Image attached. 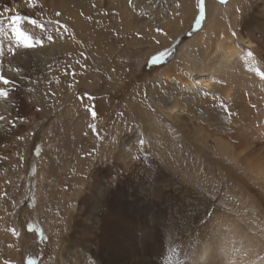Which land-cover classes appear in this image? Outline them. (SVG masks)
I'll return each instance as SVG.
<instances>
[{"label": "rangeland", "instance_id": "374dc122", "mask_svg": "<svg viewBox=\"0 0 264 264\" xmlns=\"http://www.w3.org/2000/svg\"><path fill=\"white\" fill-rule=\"evenodd\" d=\"M79 1L86 4L83 12L71 4L68 13L52 0H0V35L12 45L10 65L0 69L10 81H0L7 93L0 96V264H61L57 250L64 241L75 252L72 263L78 254L86 264H105L101 252L109 248L114 264H143L148 258L151 264H212L219 255L235 253L237 262H221L264 264V183L245 167L252 161L230 159L240 151L222 127L210 126L214 120L184 115L183 129L166 122L149 101L156 75L182 62V50L194 53L201 31L219 40L218 29L206 22L220 11L234 13L232 26L240 36L233 34L227 44L239 50L240 37H247L259 51H241L239 66L218 85L238 89L244 111L261 114L246 130L247 150L263 162L264 0H220L216 10L212 0L210 14L206 0H192L188 16L181 14V0H143L139 11L132 0H124L125 9L119 0ZM172 1L178 6L174 13L157 7ZM128 10L136 16L132 27L123 18ZM14 17H21L19 28L30 47L13 33ZM161 52L164 59L152 64ZM188 62L193 73L203 64L195 55ZM138 105L148 112L135 114ZM233 108L228 115L237 118ZM115 146L129 155L123 163L111 153ZM253 163L255 171L260 162ZM92 179L107 184L96 189ZM245 234L251 243L241 238ZM207 240L210 261L203 255Z\"/></svg>", "mask_w": 264, "mask_h": 264}, {"label": "bare ground", "instance_id": "6f19581e", "mask_svg": "<svg viewBox=\"0 0 264 264\" xmlns=\"http://www.w3.org/2000/svg\"><path fill=\"white\" fill-rule=\"evenodd\" d=\"M52 1L55 2L53 4L54 8H57V9L65 8L66 11H68V13L72 11L71 4H77L75 6V11H78V12L79 11L83 12V9L86 8V4H85L84 1H82V2L79 1V0H52ZM142 1L143 0H132V2H134V8L138 9L137 11H139V9H140L139 7H140V4H141ZM191 1L192 0H181L182 6L180 7V11H181L182 15L185 14L186 16H188V14L191 13V5H190ZM219 1L220 0H217L218 3H216V5H215V3L212 0H206L207 14H210L212 12L213 4L215 5L214 6V10L218 9L217 6L219 5ZM235 1H236L235 4L238 5V3L241 0H235ZM123 2H124V0H119L118 7L122 6V9H125V5L123 4ZM156 3H158V1ZM170 3H171L170 5H168V4L163 5L160 2V4H158L157 7H160V11L162 13H163L162 9L164 8L165 11L169 12V10H170V14H171V12L176 10L178 6H177V4L174 1H172ZM46 4L47 5H51V3H49V4L46 3ZM147 8H148V6H146V9ZM66 11H64V12H66ZM75 11H74V13L76 14ZM236 11H237V7L234 8V12H236ZM131 12L132 11H129V15H127V16L123 15L124 16L123 18H125L126 26H130L131 25V27H132V23L135 21V18L133 16H135V15L131 14ZM220 12H221L220 14L214 15V17L210 21L208 20L206 22L207 23L206 26L208 28L215 27V28L218 29L219 32L216 34V36H217L216 38L219 39V40H217L216 43H214L212 40L215 37L213 38V35L212 34L210 35V33L207 31L208 29H205V31L204 30L201 31V33H199L194 39L195 46H197V49L195 50L194 53L191 52V49H193V48H191L188 51L187 50L186 51L182 50V52H181V56H182L181 58L183 59L182 62H179V61L175 60L172 63L168 64L167 66L165 65L166 67H163V70H161V72L156 75V80H155V82L153 84V85H155L154 86L155 90L154 91L152 90V92H154V95H152L153 97H151L149 99V101L152 102V104L154 106H157L156 110L162 116H164L167 119L166 122L170 123V122L174 121L176 123V125L179 124L182 128H183V124L180 121H182V118H183L184 115L191 114L192 117H198L200 119H203L206 122H210V121L214 120V124H210V126H214V127H217V128L222 127L221 132H224V134L226 133V135L224 137H226L227 140H229L232 143H234V145H235L234 148L240 151L239 153L238 152H236V153L233 152V155H235L237 157L233 156V157H230V159L232 160V158H234L236 163L241 164V165L245 161H252L251 164L246 163L245 167L247 165L248 168L247 167L246 168L249 170L248 172L254 173V175L256 177H258V179H260L262 183H264V163H263L264 161L262 162L263 158L261 156L255 155V153L253 151L247 150V148L250 146V143H251V136L248 133L249 130H246L247 127L251 128L253 123L261 118V114H259V115L255 114L254 115V114H252L253 111L252 110H248L247 108L246 109L248 110V112H246L247 110L244 111L245 109H243V107H242V104H244V103L241 104L242 97H241V94L238 91V89H235V90H233L231 92V91H229L228 86L226 88L224 87V88L221 89V87L219 88V85H218V82L220 81V78H222L224 76V78L230 79V76L232 75V74H230V70L232 68H237L239 66V62L241 60H243V57H242L243 54H239V53H241V51L242 52L244 51V54L247 55V54H249L248 49L251 48L252 46H254L257 51H259V50H258L257 46L253 42H251V40L249 38H247V37H240V41L238 42V45L240 46L239 50L237 49V45L231 46V43L227 44V43L232 41L233 34H234L235 39H237V40H239L240 34L238 33L237 28H235V26L233 28V26H232V24L234 25L236 23L235 22V20H236L235 17L236 16H234V13L227 14V13H224L223 11H220ZM185 15H184V20H183V17L181 15L180 16L182 17V21H184L187 24L188 23V19L185 18ZM131 16L134 18L133 22H132ZM168 16L169 15H166L167 18H169ZM75 20L77 22V26L78 27H80V26L82 27V21L79 18H77V16H75ZM160 24H162V23H160ZM135 25H138V22ZM0 31H2V30H0ZM81 34H82V32H81ZM3 35H0V69L4 70L10 65L7 56L10 53L12 45L7 43L8 39L5 40V38L7 36L3 37ZM102 36H103V34H102ZM104 36H105V34H104ZM205 37H206L207 40L205 39ZM209 42H212V44H213L212 47H211L210 44H208ZM204 43H205V45H204ZM215 47H216V49H215ZM212 48H213V52L211 51ZM86 54H87V52H86ZM128 55H129V53H128ZM194 55L196 57H199V59H201L203 61V64L200 65L198 71L193 73V71H192V69L190 67L192 65V63H190L188 61H190L194 57ZM209 57H210V59H209ZM238 76H240V74ZM158 84H161L163 86V88L161 87V89H160V87L157 86ZM152 92H150V93H152ZM215 94H218L219 96L215 97L216 96ZM218 99H219V101H218ZM209 105L210 106L213 105V106H211L212 108ZM231 106H232V108L237 106V109H236L237 110V114H238L237 118H233V117L228 115V113H229L228 111L230 109H232V108H230ZM233 109L235 110V108H233ZM135 112H136L135 114H137L138 116H142L145 113H147L148 110L145 108L144 105H138L137 110H135ZM257 113H258V111H257ZM247 115H249V117ZM241 122H244V123L241 125ZM227 133H232V134H227ZM168 138H169V141H170L171 139H170V135L169 134H168ZM176 141L178 142V140H176ZM170 142L173 143L172 141H170ZM176 146H178V145H176ZM165 151H167V148H166ZM118 152H120L122 154H119ZM111 153H112L113 156H115V157H117L119 159V163L121 162V160L123 158L126 159V157L129 156V155L124 154L122 150H119L118 146H115L114 149L111 151ZM257 160L260 162V166H258L256 168V170L253 171V167L255 165V163H253V162H257ZM125 161L126 160H124V162ZM121 163H123V160H122ZM105 182H107V181H105ZM92 184L97 189V188H99V184H105V183L103 181L99 180V179H92ZM88 186H89V184H88ZM108 189L109 188H107V187H105L103 190L101 189L102 193L104 192V197L105 198H106V194H107L106 192H108ZM72 219H73V217H72ZM229 223H231V222H229ZM76 224H77L76 220H73L72 221V226L76 225ZM88 226H89V224H88ZM86 227H87V225H86ZM246 235L247 234L243 235L242 237L240 236V237L243 238L245 241H247V243L248 242L251 243V240H247L246 239V237H247ZM259 240H261V239H259ZM256 241H258V239ZM140 242H142V241L140 240ZM258 242H260V241H258ZM83 243H85V242H83ZM206 243L208 244V247L210 249L211 245H209V244L212 243V242H208V240H207ZM65 244L66 243L64 241V246H65ZM139 244H141V243H139ZM254 244H255V241H254ZM71 245L72 244H70V243L66 244L65 248H64V246H62L60 252L57 250V252L59 253L58 254V261H57L58 263L60 262L61 264H63V263H68L69 261L71 262V258L70 257H71L72 254L75 253L74 251H71V249L68 248V246H71ZM92 245H94V243ZM246 246H245V248H246ZM85 247H87V246H85ZM144 247H145V245H144ZM208 247H205V250ZM229 248H231V247H229ZM111 250H113V249L107 248V249H105L104 251L101 252L102 254L100 253L101 254L100 258L103 257V262H105V264H114L116 262L115 256L112 255ZM145 250H147V248H145ZM92 253H94V252H92ZM203 253H205V252H203ZM90 254H91V252H90ZM92 255H94V254H91V256ZM219 256L220 257L214 258V260L211 261V262H214L212 264H220L218 262H221V261L223 262V261H226V260L229 261V259L231 260L232 258H235L238 255H237V253H235L234 257H232V258H228V256H225L226 258L224 256H221V255H219ZM105 258H106V260H105ZM83 259H84V257H83ZM110 259L112 260V262H110ZM119 259L120 258H118V260ZM72 260H73V258H72ZM233 260H234V263H235V261H236L235 259H232L231 262H233ZM150 261H151L150 258H148V261L144 260L143 264H151V263H149ZM71 264H86V263H85V261H82V258L78 254H76V256H74V263L71 262ZM122 264H123V262H122ZM126 264H132V263L131 262H127ZM257 264H263V261H261L260 263H257Z\"/></svg>", "mask_w": 264, "mask_h": 264}, {"label": "snow or ice", "instance_id": "6c2138e0", "mask_svg": "<svg viewBox=\"0 0 264 264\" xmlns=\"http://www.w3.org/2000/svg\"><path fill=\"white\" fill-rule=\"evenodd\" d=\"M225 2H226V0H221V3H225ZM57 15H60V13H57ZM20 19H21V17H14L13 18L14 27H13L12 31L15 34V36H16L18 41L23 39L24 46L25 47H30L31 44L28 43L30 38L25 33L20 31L19 24H18V21ZM30 22L32 24H34V25L37 23L35 20H32ZM196 23H197V25H199L200 24V20H197ZM157 31H162V30L161 29H157ZM48 39L52 40L53 38L51 36H49ZM249 55H251V53ZM164 56H165V53H163V52H161L159 55L152 56L151 63L154 64V65L160 63L164 59ZM262 74H264V73H262ZM0 81H3L4 84L10 83V81L5 79L2 75H0ZM0 96H7V93L2 91V90H0ZM92 115L95 116L96 113L93 112ZM0 119H3V117H0ZM204 255L208 257L207 261H210L213 258V256H214L213 252L210 249H208V248H206ZM30 264H32L31 261H30ZM206 264H207V262H206Z\"/></svg>", "mask_w": 264, "mask_h": 264}]
</instances>
